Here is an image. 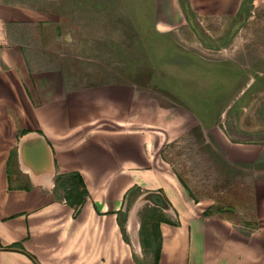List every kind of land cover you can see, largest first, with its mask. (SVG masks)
Segmentation results:
<instances>
[{
	"label": "crops",
	"instance_id": "crops-1",
	"mask_svg": "<svg viewBox=\"0 0 264 264\" xmlns=\"http://www.w3.org/2000/svg\"><path fill=\"white\" fill-rule=\"evenodd\" d=\"M200 1L241 17L257 0ZM48 13L0 0V264H153L158 246L157 264H264V23L259 43L229 56L252 64L235 63L243 74L214 109L218 119L204 121L94 71L90 81L76 78L64 67L57 32L45 42ZM193 126L211 135L216 168L246 182V222L210 211L213 201L197 200L166 166V144ZM32 133L44 136L52 155L39 175L19 156ZM165 171L177 189L168 190ZM151 190L168 208L143 199ZM154 211L160 218L148 225L144 212Z\"/></svg>",
	"mask_w": 264,
	"mask_h": 264
},
{
	"label": "rangeland",
	"instance_id": "rangeland-1",
	"mask_svg": "<svg viewBox=\"0 0 264 264\" xmlns=\"http://www.w3.org/2000/svg\"><path fill=\"white\" fill-rule=\"evenodd\" d=\"M1 1L49 11L45 42L50 45L49 36L55 38L52 33L57 32L64 67L76 78L83 81L94 71L100 79L150 92L161 104L185 106L204 121L223 105L243 74L235 63H251L241 58L231 62L229 56L236 59L235 54L248 48L247 44L259 41L258 30L264 23V0L249 2L250 12L241 17L219 11V7L205 8L200 0ZM182 4L190 13L182 10ZM41 13L45 16L37 14ZM158 21L167 29H159ZM212 119L218 118L214 114ZM141 120L150 124V119ZM207 134L204 137L200 128L193 126L184 136H174L162 153L169 163L166 166L197 200L213 201L210 211L225 210L246 222L240 211L249 196L246 182L242 177H226L216 168L214 155L208 151L212 138ZM9 169L13 175L14 160ZM144 213L142 219L148 225L156 222L150 213ZM248 214L250 219V210Z\"/></svg>",
	"mask_w": 264,
	"mask_h": 264
},
{
	"label": "water",
	"instance_id": "water-1",
	"mask_svg": "<svg viewBox=\"0 0 264 264\" xmlns=\"http://www.w3.org/2000/svg\"><path fill=\"white\" fill-rule=\"evenodd\" d=\"M19 156L22 165L30 168L37 175L46 172L52 165L49 145L39 133L28 134L21 139ZM143 199L161 208H168V202L159 191H148L143 195Z\"/></svg>",
	"mask_w": 264,
	"mask_h": 264
},
{
	"label": "bare ground",
	"instance_id": "bare-ground-1",
	"mask_svg": "<svg viewBox=\"0 0 264 264\" xmlns=\"http://www.w3.org/2000/svg\"><path fill=\"white\" fill-rule=\"evenodd\" d=\"M39 13V12H38ZM157 25V27L159 28V29H167V26L163 23V22H161V21H158V23H156ZM147 137L149 138V133H147ZM149 145V144H148ZM25 167V166H24ZM27 170H29L30 171V169L29 168H27V167H25ZM163 176H164V178H165V182L168 184L169 183V188H168V190H171L170 188H176L177 189V182H176V180H175V178H174V176H172L169 172H167V171H165L164 173H163ZM140 176H138V178L137 179H139L140 180Z\"/></svg>",
	"mask_w": 264,
	"mask_h": 264
},
{
	"label": "trees",
	"instance_id": "trees-1",
	"mask_svg": "<svg viewBox=\"0 0 264 264\" xmlns=\"http://www.w3.org/2000/svg\"><path fill=\"white\" fill-rule=\"evenodd\" d=\"M182 10L185 11L186 13H190V10L188 9V11L185 9V6L184 4L180 5ZM188 6V5H187ZM190 15V14H189ZM204 212H207V209L204 210ZM152 218H160L159 217V214L157 213V211H154L151 215ZM159 250H160V247H156L153 254H152V259H153V264H157V261H158V257H159Z\"/></svg>",
	"mask_w": 264,
	"mask_h": 264
}]
</instances>
